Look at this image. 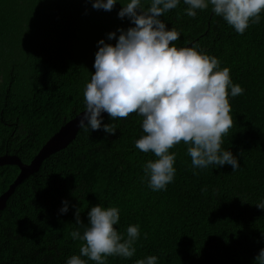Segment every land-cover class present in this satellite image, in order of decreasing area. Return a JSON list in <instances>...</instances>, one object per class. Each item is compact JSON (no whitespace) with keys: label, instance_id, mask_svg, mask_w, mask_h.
I'll use <instances>...</instances> for the list:
<instances>
[{"label":"trees","instance_id":"trees-1","mask_svg":"<svg viewBox=\"0 0 264 264\" xmlns=\"http://www.w3.org/2000/svg\"><path fill=\"white\" fill-rule=\"evenodd\" d=\"M92 3L0 0V155L28 163L84 109L98 41L114 44L107 34L131 26L129 18L118 17L119 0L111 11ZM187 7L181 0L161 17L180 32L174 43L217 57L244 89L229 96L233 126L222 144L239 157L240 167L194 169L181 142L170 150L177 154L174 181L153 191L144 166L156 157L135 147L142 117L134 112L110 120L105 114L103 123L115 124V135L80 127L9 196L0 211V264H65L83 243L71 236L83 232L71 205L87 223V212L98 203L119 208L115 227L123 235L129 225L140 229L135 255L109 256L107 264H135L149 255L158 264H254L264 247V209L256 205L264 202V13L241 35L211 6L196 17L186 15ZM18 172L16 165L0 166V194ZM64 199L69 211L59 214Z\"/></svg>","mask_w":264,"mask_h":264},{"label":"clouds","instance_id":"clouds-1","mask_svg":"<svg viewBox=\"0 0 264 264\" xmlns=\"http://www.w3.org/2000/svg\"><path fill=\"white\" fill-rule=\"evenodd\" d=\"M118 0H93L94 9L111 11ZM181 0H127L118 17L129 18L131 26L107 34L108 40L98 41L94 69L84 87V112L81 128L90 132L103 131L115 135L113 123H103L102 113L110 120L127 118L136 113L142 117L143 134L135 141L142 152H152L156 159L148 160L144 172L153 191L166 190L174 181L176 152L170 151L183 142L191 157L193 168L240 167L239 157L222 147L223 137L233 126L229 96L244 89L233 83L228 67H221L217 57L195 46L178 47L180 38L175 27H168L161 17L176 9ZM188 17L197 10L211 6L213 14L221 17L236 33L243 35L250 24H259L264 13V0H183ZM117 32L119 35L117 37ZM264 209V202L256 204ZM70 202L62 200L59 214L69 211ZM75 223L83 232H71L74 240L83 243L79 254L66 259L65 264H107L109 256L131 258L140 236L139 225H129L126 236L115 227L120 221L116 206L93 205L87 212V223L81 219L75 204ZM146 235V234H145ZM135 264H158V257L149 255ZM264 264V247L254 259Z\"/></svg>","mask_w":264,"mask_h":264},{"label":"water","instance_id":"water-1","mask_svg":"<svg viewBox=\"0 0 264 264\" xmlns=\"http://www.w3.org/2000/svg\"><path fill=\"white\" fill-rule=\"evenodd\" d=\"M84 110L85 109L75 114L69 120L65 121L63 125L60 126L59 129L45 141V143L39 148L37 153L28 163L23 162L16 155H0V166L16 165L19 169L15 179L8 185L7 189L0 194V211L5 208L7 199L23 179L27 178L30 174L37 172L45 158L54 152L65 148L75 138L77 131L80 128L79 120ZM105 114L107 113H102V115Z\"/></svg>","mask_w":264,"mask_h":264}]
</instances>
